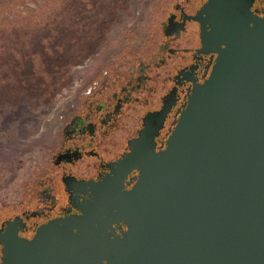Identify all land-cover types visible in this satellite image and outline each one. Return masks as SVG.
<instances>
[{
  "label": "water",
  "instance_id": "95a60500",
  "mask_svg": "<svg viewBox=\"0 0 264 264\" xmlns=\"http://www.w3.org/2000/svg\"><path fill=\"white\" fill-rule=\"evenodd\" d=\"M250 3L202 9L214 65L161 151L145 119L124 160L139 177L117 212L58 218L31 239L8 229L2 264H264V17ZM113 217L127 229L110 240Z\"/></svg>",
  "mask_w": 264,
  "mask_h": 264
},
{
  "label": "flooded vegetation",
  "instance_id": "af4514ba",
  "mask_svg": "<svg viewBox=\"0 0 264 264\" xmlns=\"http://www.w3.org/2000/svg\"><path fill=\"white\" fill-rule=\"evenodd\" d=\"M249 1L251 12L264 17V0ZM207 3L175 0L160 21L152 51L133 54L123 68L114 64L117 68L88 86L81 108L62 130L52 165L34 182L27 201L0 219V264L1 237L8 229L31 239L39 227L58 218L88 211L105 218L117 212L121 193L139 177L124 160L140 144L145 119L155 130V150L161 151L194 87L211 72L216 54L202 38L203 30L210 31L202 11ZM118 218L102 236H123L127 227Z\"/></svg>",
  "mask_w": 264,
  "mask_h": 264
},
{
  "label": "rangeland",
  "instance_id": "374dc122",
  "mask_svg": "<svg viewBox=\"0 0 264 264\" xmlns=\"http://www.w3.org/2000/svg\"><path fill=\"white\" fill-rule=\"evenodd\" d=\"M174 1L0 0V219L52 165L88 86L154 49Z\"/></svg>",
  "mask_w": 264,
  "mask_h": 264
}]
</instances>
